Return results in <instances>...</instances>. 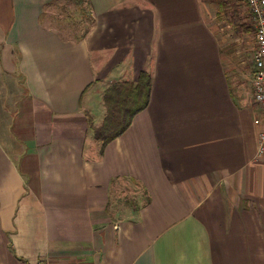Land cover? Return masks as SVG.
Here are the masks:
<instances>
[{
    "label": "crops",
    "instance_id": "crops-1",
    "mask_svg": "<svg viewBox=\"0 0 264 264\" xmlns=\"http://www.w3.org/2000/svg\"><path fill=\"white\" fill-rule=\"evenodd\" d=\"M77 1L72 39L55 0H0V264H264L254 68L229 71L205 0ZM142 73L103 146L107 94Z\"/></svg>",
    "mask_w": 264,
    "mask_h": 264
},
{
    "label": "rangeland",
    "instance_id": "rangeland-1",
    "mask_svg": "<svg viewBox=\"0 0 264 264\" xmlns=\"http://www.w3.org/2000/svg\"><path fill=\"white\" fill-rule=\"evenodd\" d=\"M54 3L50 14L52 25L64 31L65 36L77 38L90 26L92 18L86 5L80 6L77 0H55ZM205 3L211 24L221 37L227 68L236 73L241 82L246 81L254 68L255 35L245 0H205Z\"/></svg>",
    "mask_w": 264,
    "mask_h": 264
},
{
    "label": "trees",
    "instance_id": "trees-1",
    "mask_svg": "<svg viewBox=\"0 0 264 264\" xmlns=\"http://www.w3.org/2000/svg\"><path fill=\"white\" fill-rule=\"evenodd\" d=\"M150 94L151 77L148 73L140 75L136 86L125 83L116 85L109 91L106 96L108 115L104 126L96 133L103 146L120 136L131 125L133 117L147 107Z\"/></svg>",
    "mask_w": 264,
    "mask_h": 264
},
{
    "label": "built area",
    "instance_id": "built-area-1",
    "mask_svg": "<svg viewBox=\"0 0 264 264\" xmlns=\"http://www.w3.org/2000/svg\"><path fill=\"white\" fill-rule=\"evenodd\" d=\"M255 35V48L253 53L254 72L252 76L253 110L257 115V124L260 131V154L264 153V0H245Z\"/></svg>",
    "mask_w": 264,
    "mask_h": 264
}]
</instances>
